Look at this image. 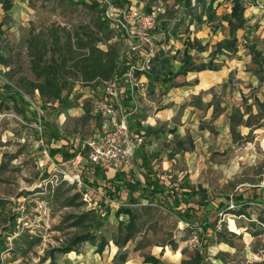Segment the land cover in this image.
Masks as SVG:
<instances>
[{
    "label": "rangeland",
    "instance_id": "1",
    "mask_svg": "<svg viewBox=\"0 0 264 264\" xmlns=\"http://www.w3.org/2000/svg\"><path fill=\"white\" fill-rule=\"evenodd\" d=\"M4 1L0 0V264H264V194L250 195L244 205L235 202L240 192L246 199V191L264 190V131H239L243 124L264 129L261 95L251 92V101L244 98L241 107L231 108L230 133L217 136L211 130L214 139L204 168L184 175L185 181L206 186L194 196L196 204L206 197L225 207L190 210L175 208L174 201L160 196L145 195L132 203L123 196L87 195L84 186L61 178L65 165L35 163L29 135L34 131L35 108L43 119L50 116L44 130L48 143L100 132L101 118L94 110L90 84L71 76L59 99L41 97L29 84L36 78L30 69L28 42L31 34L52 25L88 26L96 31L101 12L71 0H8L11 6L4 10ZM108 1L116 10V20L132 26L127 15L132 0ZM139 1L144 13L154 5L162 7L152 33L163 32L165 42L170 38L167 28L183 20L185 26L189 13L195 14L194 26L200 27L202 19L197 17L202 6L195 0L182 11L174 0ZM224 4L227 1L221 0L211 27L226 21ZM248 16L253 22L239 30L236 44L251 54L249 71L264 78V23L259 22L264 21V13L258 10ZM96 36L102 49L110 45L124 49L116 30L97 31ZM159 57L152 60L149 73L157 70ZM216 111L212 117L220 113ZM242 112L248 113L246 119ZM86 175L83 182L94 187L95 180ZM120 206L133 209L130 228L127 219L115 213ZM201 222L210 223L221 235L211 229L203 232Z\"/></svg>",
    "mask_w": 264,
    "mask_h": 264
},
{
    "label": "crops",
    "instance_id": "2",
    "mask_svg": "<svg viewBox=\"0 0 264 264\" xmlns=\"http://www.w3.org/2000/svg\"><path fill=\"white\" fill-rule=\"evenodd\" d=\"M225 1L227 4L224 5L228 6L227 18L226 21L221 19L217 26L211 27L210 23L216 9L221 5V0H218V4L217 2L213 4L214 11L210 17L206 10H201L197 17L202 19L199 28L194 26L195 14L191 13L187 15L189 19H186L185 26L182 24L183 20L174 28H167V33L170 35L166 42L168 48L163 54L153 56L154 59L161 55L157 70L148 72L142 77V84L136 87L132 94L126 82L120 80L121 89L118 97L113 99L114 106L130 112L128 125L131 138L134 140L139 138L140 142L137 143L130 162L115 173H105L92 164L79 167L81 176H87V173L95 180L96 185L91 187L98 197L108 196V193L112 192V195L123 196L128 200L130 193L134 196L141 194L143 197L145 195L151 197L153 193L154 196L166 198L171 202L174 201V197L169 195V191L180 195L183 190L191 189L194 192L191 201L183 200L178 206L174 201L175 208L187 205L196 208L194 210L209 211L214 206L218 209L225 207L221 201L215 204L212 199L206 197H202L196 204L193 200L194 196L200 190H205L206 186L202 182L184 180V175L191 169L204 168V159L214 139L211 130L219 133L217 136L230 133L228 115L231 114L232 107H241L244 98L251 101L249 96L254 91L257 92V96L261 95L260 101L264 103V78L249 71L253 64L251 54L241 43L236 44L240 42L239 30H242L246 23L253 22V19L248 20L250 17L248 15L258 10L264 13V4L259 8L254 5L253 0H238L243 8L245 23L234 29V26L229 24L234 0ZM131 5L129 2L127 7L142 11L139 0H132ZM259 22L264 23L263 20ZM233 24H235L234 20ZM187 54L190 55L194 65L207 64V66L201 70H190L173 75L180 68ZM130 59L125 53L121 61L118 60V65L126 69ZM88 84L94 106L95 100L103 97L100 89L101 81ZM253 87L256 90L250 91ZM215 108H218L220 113L217 117H212L213 113H217ZM255 109V105H252L251 111L255 112ZM247 116L248 113L242 112L243 119ZM100 118L102 124L100 132L96 131L93 135L101 133L106 128L104 118ZM43 121L45 130V124L51 122L50 116H45ZM210 125L213 127L210 128ZM261 126L243 124L239 131L241 134L246 133L245 131L258 134L264 131V129L260 130ZM80 140L81 138L71 137L53 143L47 142L49 154L54 162L63 164L73 157ZM189 178L193 179L194 175L190 174ZM154 183H157L158 188L160 187L156 192L152 189ZM255 191V189L246 191V199L241 192L237 196L247 200L250 195L251 198H257V194L262 192L264 194V190ZM237 196L235 202L241 203ZM219 204H222V207H218Z\"/></svg>",
    "mask_w": 264,
    "mask_h": 264
},
{
    "label": "built area",
    "instance_id": "3",
    "mask_svg": "<svg viewBox=\"0 0 264 264\" xmlns=\"http://www.w3.org/2000/svg\"><path fill=\"white\" fill-rule=\"evenodd\" d=\"M98 1L102 18L105 19L112 30H116L117 34L122 35L124 49L119 50L118 60L121 61L125 53L131 59L122 74H114L110 79L101 81L103 97L95 100L94 110L100 117L104 118L106 122L105 130L81 138L74 156L62 164L67 168L62 171L63 176L61 178L70 183L84 186L87 195L92 193L94 189L83 182L79 167L92 164L105 173H115L123 165L130 162L137 143L140 142L139 138L135 140L131 138L128 125L130 112L114 106L113 99L118 97L121 89L120 80L123 79L126 82L132 94L134 89L142 84V77L145 76V73L151 70L155 52L167 48L164 33L160 32L156 35L152 33L159 22L162 11L161 6L154 5L146 13L129 9L131 13L127 15L131 18L129 22H132L133 25L126 27L120 20H116V10L108 0ZM254 2L259 8L263 7L259 0H254ZM35 110L36 113L32 123L34 131L29 135L30 142L35 150L33 154L35 163L39 166L50 164L55 167L56 163L50 156L47 147L43 116L37 108Z\"/></svg>",
    "mask_w": 264,
    "mask_h": 264
},
{
    "label": "trees",
    "instance_id": "4",
    "mask_svg": "<svg viewBox=\"0 0 264 264\" xmlns=\"http://www.w3.org/2000/svg\"><path fill=\"white\" fill-rule=\"evenodd\" d=\"M74 3L87 5L92 8L99 9V1L93 0L85 2L83 0H71ZM181 6V10H187L192 7L191 0H174ZM197 5L202 6V10H206L208 17L214 11L213 4L218 0H195ZM11 6V2L5 0L3 2V9L7 10ZM100 12V9L98 10ZM230 16L235 21L229 20V24L234 26V29L241 27L245 23L243 18V8L240 6L238 0H234V4L230 11ZM0 22V27H1ZM96 31L91 30L88 26H78L73 29H68L60 25H52L39 29L36 33L31 34L28 42V53L30 69L34 74L36 81L29 82L32 90H37L41 97L46 99H59L61 93L69 85V78L71 76L79 77L83 83H90L93 81H104L110 79L114 74L124 71L125 67L118 65L119 49L117 46L110 45L106 49H102L97 45V31L110 32L112 29L107 24L101 14L98 17ZM129 58V57H128ZM207 64L194 65L190 60V55L184 57V62L180 68L173 73L177 75L185 73L190 70L204 69ZM133 187V185H131ZM160 188V187H159ZM157 183L152 185V189L159 190ZM173 196L177 206L185 199L187 202L191 201L194 195L193 190H183L180 195H175L173 191L168 192ZM110 192L108 195H112ZM154 196L151 193V198ZM177 196V197H176ZM138 197H143L141 194L128 195L129 202H136ZM241 203H247L242 197L237 196ZM186 208H193V206H185ZM184 207V208H185ZM218 207H222L219 204ZM196 209V208H193ZM117 216H123L128 221L130 228V221L133 217V209L129 206H120L116 210ZM202 231L206 232L209 229L218 235L220 232L215 230V227L208 222H201L199 224ZM129 237V236H127ZM212 234L207 238L211 240ZM1 244V243H0Z\"/></svg>",
    "mask_w": 264,
    "mask_h": 264
}]
</instances>
